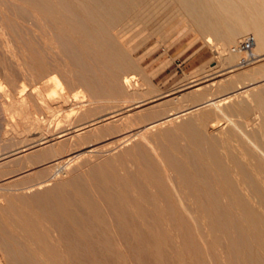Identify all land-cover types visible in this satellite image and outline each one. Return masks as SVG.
Returning <instances> with one entry per match:
<instances>
[{
    "label": "bare ground",
    "instance_id": "1",
    "mask_svg": "<svg viewBox=\"0 0 264 264\" xmlns=\"http://www.w3.org/2000/svg\"><path fill=\"white\" fill-rule=\"evenodd\" d=\"M141 31L216 65L151 89ZM0 264H264V0H0Z\"/></svg>",
    "mask_w": 264,
    "mask_h": 264
},
{
    "label": "rangeland",
    "instance_id": "2",
    "mask_svg": "<svg viewBox=\"0 0 264 264\" xmlns=\"http://www.w3.org/2000/svg\"><path fill=\"white\" fill-rule=\"evenodd\" d=\"M147 34H148L147 31H141V33L135 34L136 37L134 35H132L131 37H133V38H130L132 40L129 41V44L131 46L133 45L132 46L133 48L135 46L134 51H133L134 53L132 54L133 59L140 61L139 62L140 67L143 70L145 69L146 71L145 70L144 71L146 73H148V75H150L149 80L151 81V84H152L151 89H153L155 87V89L157 88L156 90L167 91L169 89L175 88V87L183 84L188 79V77L195 75L196 70L199 69L200 67H203V66L204 67L205 66L206 67H213L216 65V61H217L216 57L217 56H216L215 52L213 51V48H210L208 45L203 44L202 41H197V42L191 43L192 42V41H190V39L192 38L191 34H188L187 36H185L183 38H181L180 35L179 36L177 35L176 37L168 40L167 43H165L163 40H161L160 37L159 38L158 37H152L149 34L148 35ZM177 38H181V39L179 40ZM137 47H139V48H137ZM61 79L63 80L62 77H61ZM63 84H64V81H63ZM63 84L61 83V85H62L61 87H62V92L67 93V96H65L66 100L64 99L61 101V96L58 97V100H60L59 101L60 104L63 103L64 107L66 106V109H65V111L62 110L57 114L60 115V118L64 119V116L67 114L74 115L76 113V110H77L76 109L77 105H75V104H77L78 102H80L82 100H85L87 97L85 95V92L82 89H78V88H73V89H75V93H73L74 91L72 90V88H70L73 91V92L71 91V94H70L69 93L70 90H68L69 88H66L65 87L66 85H63ZM31 88H33V87H31L29 85V87L26 88L27 92L28 91L31 92L32 91ZM41 89L42 88H40L39 90L41 91ZM44 89H42V90H44ZM76 89H78V90H76ZM79 90H81L82 92H80ZM77 91H79V94L77 97H74L75 96L74 94L78 93ZM50 93H52V95L54 97H57L58 96L57 88H54L53 90H51ZM77 98H78V100H77ZM54 101L55 100H53V101L49 100L48 102L52 103ZM40 111H38V113ZM61 112H63V113H61ZM70 112H72V113H70ZM42 113H46L45 115H43V114L41 115L39 113L42 116V117H40L41 120H43L42 122L43 123L49 122L50 121L48 119L49 113L46 110H44ZM44 116H45V119L46 118L48 119V120H46V122L44 121L45 120L43 118ZM72 117H73L72 120L76 118V117L74 118V116H72ZM55 119H56V117L55 118L53 117L51 119L52 123ZM52 123H51V125H52ZM54 124L56 125V123L54 122L52 127L54 126V128H55ZM65 124H67V123H65V122L62 123V125H65ZM104 153L105 154L102 153V155L108 154V152H104ZM18 169L19 168L15 167V170H18ZM15 170H14V173H15ZM19 170H18V172H19ZM24 171L25 170L23 169L22 172L20 171L21 173L17 172L18 176H20L19 174H22L23 177H24V175L26 178L29 177V175L31 174L30 171L27 170L29 173L27 171L26 172H24ZM11 172H13V168H12V171H10V173ZM14 173H11L12 177L8 176V178L17 181L19 177L17 175H15ZM26 174H28V176ZM22 176H20L19 179H23Z\"/></svg>",
    "mask_w": 264,
    "mask_h": 264
},
{
    "label": "built area",
    "instance_id": "3",
    "mask_svg": "<svg viewBox=\"0 0 264 264\" xmlns=\"http://www.w3.org/2000/svg\"><path fill=\"white\" fill-rule=\"evenodd\" d=\"M254 44H255L254 37L249 36L243 41V43H241L240 48L244 50H251Z\"/></svg>",
    "mask_w": 264,
    "mask_h": 264
}]
</instances>
